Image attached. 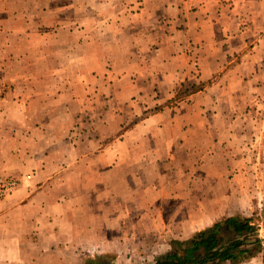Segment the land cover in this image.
<instances>
[{
  "label": "rangeland",
  "instance_id": "374dc122",
  "mask_svg": "<svg viewBox=\"0 0 264 264\" xmlns=\"http://www.w3.org/2000/svg\"><path fill=\"white\" fill-rule=\"evenodd\" d=\"M144 1L159 5L164 22L204 13L227 22L235 13L222 0H208L209 11L187 0H0V140L11 127L19 156L14 173L0 176H31L18 189L32 192L6 208L20 227L0 240V264H153L170 241L232 216L257 225L262 248L245 263L264 264V2L237 11L240 43H224L228 31L213 26L220 49L209 52H218L221 72L201 79L195 60L206 47L194 43L170 100L165 89L163 104L142 107L131 53L140 46L115 17ZM126 5L134 10L119 9ZM160 112L168 118L140 135ZM107 145L110 170L90 167ZM76 158L84 165L74 171ZM185 208L201 225L219 216L182 228Z\"/></svg>",
  "mask_w": 264,
  "mask_h": 264
},
{
  "label": "crops",
  "instance_id": "0c3cea01",
  "mask_svg": "<svg viewBox=\"0 0 264 264\" xmlns=\"http://www.w3.org/2000/svg\"><path fill=\"white\" fill-rule=\"evenodd\" d=\"M188 3L192 4V1L198 2V4H203L200 6V9L208 10L207 4L208 0H187ZM220 1V0H219ZM222 6H226L231 8L235 13H232V16L227 18V22L224 18L218 19L215 22L210 18L211 16H206L204 13V17H198V21L193 19L190 20H181V21H166L160 20V17H156V11L160 8L159 5H155L154 3L144 1L142 3H138L140 6L134 11V13H129L128 11H124L120 14V18L116 15L115 19L116 25L121 28L124 36L126 34H130L134 39L132 41L138 42V49L131 51L134 57H138L140 64L136 66L137 70L140 72V105L144 106H154L163 104L162 97L158 94H162L166 89L167 98L169 94L168 100L172 93V89L170 88L175 83L181 82L180 76L184 74V71L188 70L191 66L192 61H194L195 53H192L190 47L194 43H205V47L200 52H204L203 56L196 59L200 67V74L202 80L209 79L212 75L217 74L222 71V61L219 58V54L210 53V50H214L217 47V51L219 48V39L217 33L213 29V26L221 25L224 29L223 31H228V34L225 33L223 36H228L226 42L224 43H240L245 40L242 32L239 28L240 26V17L237 11L242 8V6H246L248 9H255L257 3L259 1L264 2V0H222ZM224 2L228 4L225 5ZM242 2V3H241ZM261 4V2H259ZM217 4V3H216ZM110 5V3H109ZM116 8V7H114ZM129 10L132 9L128 5L119 7L120 10ZM134 10V9H132ZM151 11V12H149ZM209 11V10H208ZM205 12V11H204ZM127 14V15H126ZM130 14V17L128 16ZM196 14H199L196 12ZM227 23V24H225ZM227 27V28H226ZM198 31V33H197ZM217 31V30H216ZM222 36V37H223ZM222 37L220 39H222ZM222 42V40H221ZM136 47V46H134ZM221 47V46H220ZM130 47H128L129 50ZM232 51H236L234 46H230ZM237 52V51H236ZM138 61V60H137ZM165 86V87H164ZM165 101L167 99H164ZM10 118H16L15 116H8ZM168 116L164 113H152L147 118L144 119L142 124H140V135L144 136L143 131L145 127L156 124L159 120L167 119ZM3 119V117H2ZM5 122V120H2ZM8 131V132H7ZM3 131L6 134L7 138L4 140H0V175H9L13 174V166L10 165V162L15 161V157L12 155V143H11V135L13 134V130L7 129ZM3 142L6 144L2 146ZM10 142V144H8ZM113 145L105 146L104 150L99 154V161H95L89 166L94 167L98 170L107 171L112 167L111 158L108 157L109 151H111ZM75 152H78L75 150ZM19 155V154H18ZM22 156V153H20ZM76 160L72 163L71 168L74 171H77L78 168H81V165H84L80 160ZM42 173L44 175L42 179V183H40L41 187L48 186L52 183L51 176L46 178L47 168L45 165H41ZM64 170V169H63ZM100 173V172H98ZM20 177V176H18ZM31 176L28 183L31 182ZM78 180V179H77ZM79 181V180H78ZM97 186H100L98 184ZM31 194L32 192L27 190L24 186H21L11 197L0 203V240L4 242L6 240H10L14 235V230H19L20 227L16 220L15 209L13 214H10L6 211L8 206H13L15 204L14 200L19 196L24 194ZM192 195V193H190ZM80 210V208L75 209ZM82 212V211H80ZM181 215V213H179ZM122 218H127V214L122 213ZM173 216L176 218L177 213H174ZM219 216V212L216 210L217 218ZM159 217V216H158ZM182 217V216H181ZM192 213L188 214V210L184 209L183 220L179 227H205L211 224L212 220L206 222L205 224H197L192 219ZM24 223L27 221L24 220ZM75 227H79L76 222H72L73 232L76 230ZM95 247H91L92 250ZM100 247H98L99 249ZM10 262V260L8 261ZM232 264L230 262H226ZM225 264V263H224ZM244 264V263H242ZM247 264V263H245Z\"/></svg>",
  "mask_w": 264,
  "mask_h": 264
},
{
  "label": "trees",
  "instance_id": "16d2710c",
  "mask_svg": "<svg viewBox=\"0 0 264 264\" xmlns=\"http://www.w3.org/2000/svg\"><path fill=\"white\" fill-rule=\"evenodd\" d=\"M262 248L258 227L252 219L232 216L194 233L186 240H172L169 250L153 264H242L255 258ZM86 264H105L89 259Z\"/></svg>",
  "mask_w": 264,
  "mask_h": 264
},
{
  "label": "built area",
  "instance_id": "2783aa9c",
  "mask_svg": "<svg viewBox=\"0 0 264 264\" xmlns=\"http://www.w3.org/2000/svg\"><path fill=\"white\" fill-rule=\"evenodd\" d=\"M29 179V176H24L22 179L0 176V201L12 195L18 189L20 180L28 181Z\"/></svg>",
  "mask_w": 264,
  "mask_h": 264
}]
</instances>
